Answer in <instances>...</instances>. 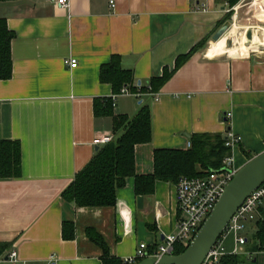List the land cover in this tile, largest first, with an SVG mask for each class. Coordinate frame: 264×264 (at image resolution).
Returning a JSON list of instances; mask_svg holds the SVG:
<instances>
[{
  "label": "crops",
  "instance_id": "1",
  "mask_svg": "<svg viewBox=\"0 0 264 264\" xmlns=\"http://www.w3.org/2000/svg\"><path fill=\"white\" fill-rule=\"evenodd\" d=\"M57 1L0 2V19L14 35L11 76L0 80V142H17L21 151L19 176L0 180V264H102L103 251L92 237L122 262L140 243L153 250L175 231L172 182L156 181L154 191L141 196L127 179L114 207L79 208L62 199L100 149L96 140L114 138L112 119L94 114L96 101L110 99L113 114L128 118L149 106L151 140L134 146L137 176L152 174L155 151L189 150L193 136L223 140L234 132L240 142L228 152L236 170L264 151V42L257 34L264 30V0L236 4L238 28L216 41L215 33L231 20L221 24L229 12L224 0H66V8ZM202 40L204 47L156 96L114 95L100 80V67L116 55L134 85L144 88L172 72L177 58ZM219 43L223 51L215 49ZM71 58L76 68L64 62ZM64 223L73 226L74 239L63 238ZM255 225H246L243 246L226 233L221 257L264 264V251L251 242Z\"/></svg>",
  "mask_w": 264,
  "mask_h": 264
},
{
  "label": "trees",
  "instance_id": "2",
  "mask_svg": "<svg viewBox=\"0 0 264 264\" xmlns=\"http://www.w3.org/2000/svg\"><path fill=\"white\" fill-rule=\"evenodd\" d=\"M12 0H0L6 2ZM241 0H224L228 9H231ZM232 16L229 10L224 20ZM14 35L7 28L6 23L0 19V80H9L12 71L10 42ZM205 45L202 40L187 55L177 58L172 72L164 71L162 76L149 80L146 87H136L131 71L122 69L120 57L114 55L110 62L100 67V80L111 86L113 94H119L122 88L129 93L158 94L160 88L173 76V72L181 67L187 58L194 52L201 50ZM94 114L97 117H110L112 119L111 133L114 140L100 146L96 155L88 165L74 176V181L62 192V199L79 208L114 207L117 190L125 184L127 179H134L133 191L135 194L147 196L154 190L156 181L172 182L176 184L180 179L204 177L210 170L221 166L222 158L229 154L220 137L193 136L189 150H157L153 154V172L147 176L135 174L134 149L135 145L146 144L151 140V118L148 105L142 106L139 112L131 118L125 115L113 114L114 105L110 99L94 102ZM20 146L17 142H0V180L16 178L19 176ZM256 232L251 242L258 251H264V219L256 222ZM62 236L65 240L74 239L73 226L64 223ZM222 237L218 242H220ZM92 240L103 251L102 264H123L121 261L109 256L106 246L99 237ZM0 246V256L3 253ZM173 255H178L186 249L184 246L174 247ZM219 264H238L237 256H222Z\"/></svg>",
  "mask_w": 264,
  "mask_h": 264
},
{
  "label": "built area",
  "instance_id": "3",
  "mask_svg": "<svg viewBox=\"0 0 264 264\" xmlns=\"http://www.w3.org/2000/svg\"><path fill=\"white\" fill-rule=\"evenodd\" d=\"M57 4L64 8L68 6L66 0H58ZM229 10L233 11V7ZM237 20L238 14L234 10L228 31L235 27L238 28V25H236ZM64 62L69 68H76L78 66V62L74 58ZM119 94L129 95L130 93L125 88H122ZM151 95L156 96V94ZM225 118L226 121L229 120L231 118L230 114L227 113ZM113 140L114 138L110 135L103 136L96 140L95 144L102 146ZM239 142L240 137L234 132H226L223 145L228 151L238 145ZM186 146L188 148L191 147L190 143H187ZM222 159L221 166L218 169L210 170L204 177L182 178L176 183L175 204L178 216L175 231L173 234L164 235L162 242L158 246H155L153 250L148 251L147 245L140 243L134 256L122 259L123 264H137L138 261L149 257L157 260L163 257V255H173L174 247L178 245L185 246V244L188 245L192 241L196 232L201 228L207 216L217 204L216 202L223 193L224 187L232 180L236 172L234 160L230 154L225 155ZM263 201L264 182L259 188L252 191L244 200V203L237 209L222 237L226 233L234 234L236 244L243 246L247 242L246 237L242 235L246 230V225L264 219L261 216ZM219 244L220 242H217L213 246L202 264H219L222 250ZM15 257L16 253L10 255L12 261H15Z\"/></svg>",
  "mask_w": 264,
  "mask_h": 264
},
{
  "label": "water",
  "instance_id": "4",
  "mask_svg": "<svg viewBox=\"0 0 264 264\" xmlns=\"http://www.w3.org/2000/svg\"><path fill=\"white\" fill-rule=\"evenodd\" d=\"M228 26L227 23L221 26L212 40L221 38L228 31ZM95 149L99 148L95 147ZM263 182L264 151L250 158L245 165L236 170L232 180L224 187L217 204L184 252L178 255H163L157 260L149 257L138 264H202L209 251L224 234L237 209ZM5 259H8V256Z\"/></svg>",
  "mask_w": 264,
  "mask_h": 264
},
{
  "label": "bare ground",
  "instance_id": "5",
  "mask_svg": "<svg viewBox=\"0 0 264 264\" xmlns=\"http://www.w3.org/2000/svg\"><path fill=\"white\" fill-rule=\"evenodd\" d=\"M258 32V33H257ZM256 33L258 34V36H261L260 38H261V42H264V30H262V29H260L259 31H257ZM262 44V43H261ZM214 47V46H213ZM215 49H218V50H222V44L221 43H219L217 46H216V48ZM223 51V50H222ZM210 53H212V51L210 52Z\"/></svg>",
  "mask_w": 264,
  "mask_h": 264
},
{
  "label": "rangeland",
  "instance_id": "6",
  "mask_svg": "<svg viewBox=\"0 0 264 264\" xmlns=\"http://www.w3.org/2000/svg\"><path fill=\"white\" fill-rule=\"evenodd\" d=\"M232 12H233L232 14H234V11H232ZM238 21H239V16H238V20H237L236 25H239V24H238ZM263 202H264V201H263ZM185 246H187V244H185ZM185 246H184V247H185Z\"/></svg>",
  "mask_w": 264,
  "mask_h": 264
}]
</instances>
